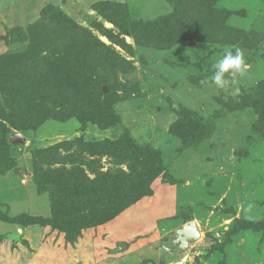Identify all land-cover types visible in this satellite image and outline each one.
I'll return each mask as SVG.
<instances>
[{"label":"rangeland","instance_id":"1","mask_svg":"<svg viewBox=\"0 0 264 264\" xmlns=\"http://www.w3.org/2000/svg\"><path fill=\"white\" fill-rule=\"evenodd\" d=\"M0 133V264H264V0H0Z\"/></svg>","mask_w":264,"mask_h":264},{"label":"clouds","instance_id":"2","mask_svg":"<svg viewBox=\"0 0 264 264\" xmlns=\"http://www.w3.org/2000/svg\"><path fill=\"white\" fill-rule=\"evenodd\" d=\"M212 67L214 68V74L211 78L212 83L217 88L225 89L236 83L235 78L237 75L242 76L245 74L248 63L245 53L240 48H236L234 52L226 51ZM235 91L239 92V89L235 88ZM17 231H22V229L17 226Z\"/></svg>","mask_w":264,"mask_h":264},{"label":"trees","instance_id":"3","mask_svg":"<svg viewBox=\"0 0 264 264\" xmlns=\"http://www.w3.org/2000/svg\"><path fill=\"white\" fill-rule=\"evenodd\" d=\"M63 30H64V28H63ZM46 36H48V34H46ZM70 42H73V40H71ZM69 59H70V56L66 52H64V58L62 60H58V58H57L59 63L57 64L58 67L56 70L59 73L62 72L63 76L66 75V68L65 67H66ZM36 74H37V76H40V78L42 79L41 80L42 83H41V85L34 84L33 87H31V89L38 91L37 93L49 94L50 97H54L56 99L57 98H64V99H67L68 102L69 101L72 102L73 98H76V94H73L71 92V88L69 87L70 84L68 86H63L61 84L52 85V83H51L52 81H50L51 75H50V77H49V75H46L43 70H40V67L37 69ZM73 78H74V75H73ZM73 80L72 81L74 83L76 79L74 78ZM5 87L8 90L7 91L8 96L12 95L13 93H10L9 90L11 88L13 89V87L12 86L10 87V85L8 86L6 84H5ZM26 88H27V86L21 87L20 84L18 83L15 87V90L17 92H20V94L23 95ZM11 92H12V90H11ZM18 100H20V98ZM7 135H8V133L4 134V135H3V133L2 134L0 133V140H2V141L6 140Z\"/></svg>","mask_w":264,"mask_h":264},{"label":"water","instance_id":"4","mask_svg":"<svg viewBox=\"0 0 264 264\" xmlns=\"http://www.w3.org/2000/svg\"><path fill=\"white\" fill-rule=\"evenodd\" d=\"M23 142H24V138L22 137V135H14V136L10 137V143H23ZM198 236H199L198 230H197V228L194 227L188 231L184 240L185 241H192V240L197 239Z\"/></svg>","mask_w":264,"mask_h":264},{"label":"bare ground","instance_id":"5","mask_svg":"<svg viewBox=\"0 0 264 264\" xmlns=\"http://www.w3.org/2000/svg\"><path fill=\"white\" fill-rule=\"evenodd\" d=\"M191 233V232H190Z\"/></svg>","mask_w":264,"mask_h":264}]
</instances>
